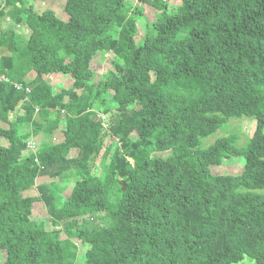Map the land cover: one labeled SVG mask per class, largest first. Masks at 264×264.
I'll use <instances>...</instances> for the list:
<instances>
[{"label":"trees","instance_id":"1","mask_svg":"<svg viewBox=\"0 0 264 264\" xmlns=\"http://www.w3.org/2000/svg\"><path fill=\"white\" fill-rule=\"evenodd\" d=\"M128 1L65 0L64 20L0 0V264H264V0H138L155 22ZM244 118L245 145L203 146ZM234 158L243 173L211 172ZM43 175L63 182L37 186L52 230L23 196Z\"/></svg>","mask_w":264,"mask_h":264},{"label":"rangeland","instance_id":"2","mask_svg":"<svg viewBox=\"0 0 264 264\" xmlns=\"http://www.w3.org/2000/svg\"><path fill=\"white\" fill-rule=\"evenodd\" d=\"M28 1L30 3H33L35 5V8L39 12L43 11L47 8H50L52 10H55V12L59 16H63V17L68 16V15H66L67 13L65 11V4H66L65 0H46V1L28 0ZM182 1L183 0H168V2L171 5L179 4ZM128 2L133 7L134 6H141L142 8H144L145 12H146L147 19L149 20V22H155L156 12L149 5H146L142 2H139L138 0H129ZM7 20L8 19L4 20V19L0 18V28H8L9 26H11V23ZM142 29L143 28L140 26V31L138 32L137 40L142 39L144 36ZM21 32L24 35H26L24 30H21ZM8 54H9V52L6 49H0V57H2L4 55H8ZM111 63H112V56H105L104 58H102V60L98 58L97 62L94 61L93 69H94L95 74H96V81H98L101 78L102 74H104L106 71H108L109 69L112 68ZM48 81L49 82L51 81V83L54 87V91H56V89L59 87V86L57 87V85H56L57 82L55 83V81H53V79H49ZM113 114L116 115L115 113H113ZM51 116L54 117L55 114H51ZM110 117H111V115L106 116L105 121L109 123L111 121L110 119L113 118V117H111V118ZM255 128H256V122H254L251 119H247V118L231 119L224 128L220 129L217 133H215L214 135L209 137L207 140H204L203 146L207 147L208 145L212 144L218 137H224V136L229 135L230 133L237 135V137H238L237 145H239V146L245 145L246 142L248 141V139L252 136L253 132L255 131ZM44 141H43V143H44ZM162 155L167 156V155H169V152H164V153H162ZM99 162H100L99 159L95 160L93 162V165H95L94 170L96 171V173L99 172ZM211 172L215 175H224V174L236 175V174L243 173L244 172V160L234 158L232 160V162H226L222 166H214V167L212 166ZM59 182L63 185V182L61 181V179H59ZM35 187L32 189L31 192H29V194L30 193L37 194L38 191H36ZM71 190H72V186L70 185V186H68L67 191H65V195L68 196L71 193ZM23 196L27 197L24 194H23ZM34 198L40 202L39 195L35 196ZM33 214L36 218H44L45 220H47L46 221L47 228L49 230L53 229V225L49 221L50 219L48 217L47 210L44 207V204L38 203L37 206L35 205V212ZM4 259H5V254L2 251H0V262H2Z\"/></svg>","mask_w":264,"mask_h":264},{"label":"crops","instance_id":"3","mask_svg":"<svg viewBox=\"0 0 264 264\" xmlns=\"http://www.w3.org/2000/svg\"><path fill=\"white\" fill-rule=\"evenodd\" d=\"M41 1H42V0H41ZM45 1H46V0H45ZM34 6H35V5H34ZM47 9H50V8H47ZM51 10H52V9H51ZM43 11H44V10H43ZM43 11H40V13H42ZM53 11L55 12V10H53ZM55 13H56V12H55ZM56 15L59 16L57 13H56ZM66 15H68V14H66ZM59 17L63 18L64 20H66V19L68 18V16H66V17L59 16ZM98 58L102 60L101 57H97L94 61L97 62ZM94 61H93V63H94ZM92 66H93V65H92ZM35 75H36V74H35L34 71L29 72L28 75H27V80H28V81L33 80V79L35 78ZM50 79H53V81H55V83L57 82L56 85H57V87H58V86H59V87L56 89V91H58L61 87H62V88H69V87H71L72 84H73L72 80H70L68 77L63 76V75H54V76H52ZM48 82H49V81H48ZM49 83L52 85L51 81H50ZM60 84H61V85H60ZM52 86H53V85H52ZM60 86H61V87H60ZM53 88H54V87H53ZM22 105H23V103H21V104L17 107V109H16L14 112H12V114H11V118L14 117V116H17V115H18V116H22V115L24 114V110H23V108H22ZM0 128H8V123L2 121L1 118H0ZM44 140H45V139H44V136H43V135H37V136L32 137V138H31V141H32L33 144H34L35 149H27V150L24 152V154L27 155V154H28L29 152H31L32 150H36L37 148H40ZM63 140H64V135H63L62 129H58V130H56V131L54 132V136H53V138L50 139V141H51L53 144L61 143ZM1 141L4 142L3 140H1ZM39 145H40V146H39ZM76 154H77V151H75V150H73V151L71 152V156H73V157H75ZM54 180L59 181V179H53V178L49 177L48 175L39 176V177L36 179V187H35L36 191H38L37 186L42 185V184L49 183V182L54 181ZM39 181H40L41 183H40ZM31 191H32V189H30V190H28V191H25L23 194H24L25 196H27V197H35V196L39 195V192H37V194H33V193H30V194H29V192H31ZM38 203H42V204H43L42 201L39 202V201L36 200V201L34 202V210H35V205L37 206ZM44 207H45V206H44Z\"/></svg>","mask_w":264,"mask_h":264},{"label":"built area","instance_id":"4","mask_svg":"<svg viewBox=\"0 0 264 264\" xmlns=\"http://www.w3.org/2000/svg\"><path fill=\"white\" fill-rule=\"evenodd\" d=\"M7 81L10 82L9 79L5 76H0V82ZM17 90H24L27 94L31 92V89L29 87H24L21 83H14L13 84ZM38 111V110H37ZM105 115H101V118L103 120L105 128L108 127V122L105 121ZM27 149H35V146L32 141L28 142Z\"/></svg>","mask_w":264,"mask_h":264}]
</instances>
